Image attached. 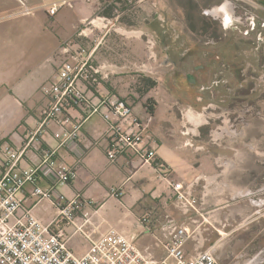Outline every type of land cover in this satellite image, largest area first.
<instances>
[{
	"label": "crops",
	"instance_id": "0c3cea01",
	"mask_svg": "<svg viewBox=\"0 0 264 264\" xmlns=\"http://www.w3.org/2000/svg\"><path fill=\"white\" fill-rule=\"evenodd\" d=\"M45 1L49 3L52 0ZM241 2L243 1L206 0L204 10L218 20L220 28L227 34L246 27V34L257 35L260 47L264 44V35L257 32L263 30L261 24H264V5L260 4V0H246L245 3L255 9L257 14L256 19H250L249 14L252 13L248 8H243ZM28 3L32 7L30 0ZM75 9L79 13V20L86 15L82 13V7ZM240 9L245 11L241 12ZM138 11L136 25H121L141 29V9ZM157 15L155 13V20ZM252 27L256 28L255 32H250ZM225 32L222 36L227 35ZM87 37L79 34L77 41L92 52V63H106L113 71L109 79L89 90L91 103L98 104L102 96L107 94H119L133 106L135 114L140 117L148 116L151 112L147 109L146 101L141 100V37H127L113 30L103 29L95 32L93 37ZM46 43L42 47L46 50L39 59H33V51L24 54L16 47L6 50L0 45V173L5 170L2 164V145L9 142L20 147L29 133L39 127L42 112L50 103L42 86L56 78L58 68L66 58V55L54 53L62 44L60 39L54 40L52 44ZM51 53H54L55 58L47 63L46 59ZM201 68H197L198 71ZM227 70L225 66H217L209 73L216 76L212 81L213 86L224 91L223 101L231 99L232 95L234 97L231 102L239 112L234 118L239 119L236 128L231 126L234 121L232 117L227 115L223 119V125H220L226 126V130L221 128L222 131H217L218 136L215 130H209L210 127L204 124L199 132H193L192 136L189 133L185 135L181 132L178 115L172 105H163L159 120L155 121L158 105L151 113L153 122L150 134L158 156L169 165L168 174L171 179L186 182L197 180L195 193L202 203L197 216L204 220L211 242H217L219 247H223L222 254L229 252L224 249L229 242L239 243L242 255L253 248L257 249L259 235H264V176L259 179L257 172L259 145L264 153V136L259 138L258 134V129L264 128V111L256 112L253 105L243 106L240 98L242 91L250 90L252 93L258 89L256 78H242L241 68H234L232 72ZM226 73L233 74V81L226 80L225 76L221 77V74ZM250 73L258 74V71L251 69ZM261 74L264 75V68ZM188 78L190 83L196 85L193 75L189 74ZM208 88L211 89L209 82L207 86H202L203 93ZM199 98L198 101L202 102L203 99ZM195 105L199 106V103ZM86 110L87 107L83 105L70 109L74 121L86 117L79 132V142L85 150L82 157L60 145V140L54 136L59 125L50 122L21 160L20 168L38 165L44 148H56L57 161L78 167V177L61 187L68 197L81 194L84 198L93 200L94 208L98 210L97 218L107 221L101 224V229H106L110 224L126 234L136 236L141 246L155 245L156 236L160 234L161 227L169 216L163 211V205L171 196V190L160 171L144 164L135 151L128 150L119 154L115 160L109 159L107 152L112 140L107 131L108 122L104 118L107 109L100 106L99 111L89 118ZM2 117L5 120H1ZM213 136H216L215 140L212 139ZM195 143L201 147L194 148ZM38 184L47 187L49 183L46 179H40ZM115 186H122L120 197L112 193ZM33 188V184H28L22 196L27 204L34 206L36 214L45 223H49L57 215V209L48 200L37 202L32 195ZM259 203H262L260 210ZM87 209L93 207L84 206L78 215ZM147 213L151 215L149 228H145L139 221L140 216ZM67 230L72 234L74 227H68ZM73 241L76 246L85 245V251L89 247V242L80 234L73 236L70 243ZM190 249L191 245H187V251ZM156 253L161 255V248L156 247ZM260 260L225 259L218 264H261Z\"/></svg>",
	"mask_w": 264,
	"mask_h": 264
},
{
	"label": "built area",
	"instance_id": "2783aa9c",
	"mask_svg": "<svg viewBox=\"0 0 264 264\" xmlns=\"http://www.w3.org/2000/svg\"><path fill=\"white\" fill-rule=\"evenodd\" d=\"M19 1L24 8L23 13L31 14L33 8L29 0ZM143 1L137 0L140 7ZM243 3V8L248 7ZM65 5L72 6V1H53L48 7L49 15L58 14ZM153 6L158 7L156 1ZM121 17L122 13L116 10L113 16L97 15L89 23L95 29L113 30L127 37L146 34L141 29L121 25ZM147 40L150 56L156 59V43L149 36ZM58 53L66 55V58L59 66L56 78L42 86L50 103L42 112L39 127L29 133L22 146L15 147L6 142L1 148L5 170L0 173V264H218L220 247L217 242H211L204 220L197 216L202 204L195 193L197 180L175 181L169 177V165L158 156L150 134L153 115L138 116L133 106L119 94L104 95L98 104H92L89 90L109 79L113 71L106 63H92V52L73 41L62 43L55 55ZM55 55L48 57L47 61L52 62ZM76 105L87 107V118L98 112L100 106H105L104 118L112 140L107 152L109 159L115 160L128 150L135 151L144 164L160 171L174 195L176 206L184 218L177 220L168 216L156 236L155 245L141 246L136 236L110 224L101 229V224L107 221L97 218L98 210L94 208L93 200L81 194L68 197L61 187L78 177V167L57 161L56 148H44L38 165L20 168L21 160L50 122L59 125L54 136L60 140L61 146L74 151L78 157L85 154L79 142V132L86 117L73 120L70 109ZM206 122L208 120L203 124ZM238 124L239 119L236 118L231 126L236 128ZM216 129L222 131L220 125ZM216 136L212 139L215 140ZM40 179H46L48 186L39 185ZM28 184L34 185L32 195L37 202L48 200L57 209V215L51 222L45 223L34 211V206L25 201L22 193ZM112 193L120 197L122 186L113 187ZM84 206L93 209L84 210L79 216ZM139 221L149 228L151 215L144 214ZM68 227H74L72 234L68 233ZM77 234L89 242L88 249L81 255L76 254L70 245L71 238ZM187 245H191L189 251ZM156 247L161 248V255L156 253Z\"/></svg>",
	"mask_w": 264,
	"mask_h": 264
},
{
	"label": "rangeland",
	"instance_id": "374dc122",
	"mask_svg": "<svg viewBox=\"0 0 264 264\" xmlns=\"http://www.w3.org/2000/svg\"><path fill=\"white\" fill-rule=\"evenodd\" d=\"M53 1L55 0L47 3L45 0H30L32 7L35 8L31 14L24 15V8L19 0H0L1 47L6 50L16 47L19 52L24 54L33 51L35 53L33 59H39L46 50L42 48L43 44H47L46 42L52 44L54 40L60 39L62 43L73 41L79 44L77 41L79 34L88 38L87 36L93 37L95 32L101 31V28L95 29L89 23L97 15L110 17L118 10L122 13V23L136 25L139 19L138 10L141 9V30L146 33L141 36V100L146 101V105L149 106L147 109L150 112L155 111L159 105L155 121L159 120L163 105L168 107L172 105V109L178 115L182 134L187 135L186 133L189 132V135L192 136L193 132H199L202 129L201 125L204 122L201 123L200 117H197V122L192 121L190 114L193 111L194 115L205 114L208 122L204 125L210 127L209 130L216 131L219 125H223L225 116L230 115L232 121L238 116L239 112L231 102V99L234 98L233 95L231 99L226 98L223 101L222 93L224 91H219L215 88L216 86H213L212 81L216 77L215 74L209 73L208 68L200 70L201 72L196 68L205 63L208 56L211 60L216 61L213 64L215 68L223 65L228 69L227 72H232L234 68H241L242 78L249 80L256 78L258 89L252 93L250 90H244L241 92L240 98L243 106L253 105L256 112L264 111V75L261 74L264 66V44L259 47V38L254 34H246V27L232 34H227L228 32L224 31L227 35L222 36L224 32L220 28L218 20L204 10L206 0H144L141 2V8L137 0H92L90 2L71 0L72 6L65 5L58 14L49 15L48 7ZM155 1L158 7L153 6ZM245 5L248 6V4ZM78 6L82 7V13L86 14L80 20L79 13L75 9ZM133 8L135 9L133 10ZM92 9L93 12H90ZM240 10L241 12L245 11L244 9ZM155 13L158 14L156 20L154 19ZM148 36L156 43L154 46V51L157 54L156 59L150 56ZM217 37H223V40L220 43L204 46V42L208 38H215L217 41ZM81 46L85 47L86 45ZM86 49L88 50V48ZM201 52H207L208 55L205 54V56ZM219 55L220 58H218ZM46 62L49 63L47 59ZM224 62L225 64H223ZM251 69L258 71L259 75L251 74ZM189 74L195 77L196 85L190 83ZM222 76H225L226 80L233 81L232 73L221 74ZM149 79L156 84L148 82ZM208 82L211 84V89H205L203 93L202 86H207ZM206 93H208V97H206ZM232 93L234 92L232 91ZM199 97L203 99L202 102L198 101ZM196 103H199V106H196ZM1 120L5 119L2 117ZM1 122L4 123V121ZM263 130L264 128L258 129L259 138L264 136ZM205 136H207V132ZM197 147L201 146L195 143L194 148ZM262 150L259 145L260 153H258L257 162L259 179L264 176V153ZM258 205L260 210L262 203ZM163 211L177 220H181L183 217L176 206V200L172 193L168 197L167 203H164ZM259 237L257 249L253 248L242 255L239 243L229 242L224 248L229 251L226 254L221 253L223 247L220 246L218 263L225 259L251 258L254 261L262 259L260 261L264 264V235H259ZM75 241L70 245L75 246L73 247L76 254H83L86 246H76Z\"/></svg>",
	"mask_w": 264,
	"mask_h": 264
},
{
	"label": "flooded vegetation",
	"instance_id": "af4514ba",
	"mask_svg": "<svg viewBox=\"0 0 264 264\" xmlns=\"http://www.w3.org/2000/svg\"><path fill=\"white\" fill-rule=\"evenodd\" d=\"M260 4L261 5H264V0H260ZM248 9H250V12L252 13V14H249L250 15V19H256V16H257V14H256V10L255 9H253V8H251V7H248ZM253 15V16H252ZM261 26H262V28H263V30H260L259 32H257L258 34H261V35H264V24H261ZM255 27L253 28L252 27V30H250V32H255ZM259 36V35H258ZM223 40V37H217V41H216V39L215 38H208L205 42H204V46L205 45H211V44H215L216 42L217 43H220L221 41ZM207 55H208V53L207 52H205ZM235 53H236V51H235ZM218 58H220V55L218 56ZM215 62L216 61H214V60H211V58H210V56H208V58H207V61H205V63H202L201 65H198L196 68H200V67H202L201 69L202 70H204V69H206V68H208V72H210V71H212L214 68H215V66L213 65V64H215ZM223 64H225V62L223 63ZM220 66V65H219ZM223 66V65H222ZM263 68H264V66H263ZM189 79V78H188Z\"/></svg>",
	"mask_w": 264,
	"mask_h": 264
},
{
	"label": "bare ground",
	"instance_id": "6f19581e",
	"mask_svg": "<svg viewBox=\"0 0 264 264\" xmlns=\"http://www.w3.org/2000/svg\"><path fill=\"white\" fill-rule=\"evenodd\" d=\"M191 110V109H190ZM191 112V111H190ZM195 113H194V111L193 112H191V114H190V117H191V119H192V121H194V122H197V117H200L201 119H202V121H201V123L203 122V121H206V115L205 114H203V113H201V114H198V115H194ZM196 124V123H195ZM221 128L223 129V130H226V126H221ZM187 133H189V132H187Z\"/></svg>",
	"mask_w": 264,
	"mask_h": 264
},
{
	"label": "trees",
	"instance_id": "16d2710c",
	"mask_svg": "<svg viewBox=\"0 0 264 264\" xmlns=\"http://www.w3.org/2000/svg\"><path fill=\"white\" fill-rule=\"evenodd\" d=\"M148 82H151V83L154 84V85L156 84L155 82L150 81V79L148 80ZM146 106H147V108H149L148 104H147ZM149 112H150V111H149ZM152 112H153V111H152ZM152 112H151V113H152Z\"/></svg>",
	"mask_w": 264,
	"mask_h": 264
}]
</instances>
